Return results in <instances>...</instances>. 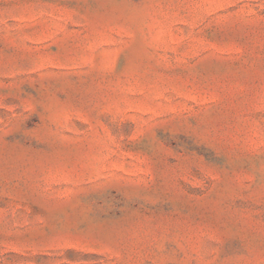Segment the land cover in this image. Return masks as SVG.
<instances>
[{"label":"rangeland","instance_id":"obj_1","mask_svg":"<svg viewBox=\"0 0 264 264\" xmlns=\"http://www.w3.org/2000/svg\"><path fill=\"white\" fill-rule=\"evenodd\" d=\"M0 264H264V0H0Z\"/></svg>","mask_w":264,"mask_h":264}]
</instances>
